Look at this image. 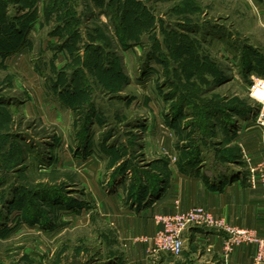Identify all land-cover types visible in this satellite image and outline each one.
Wrapping results in <instances>:
<instances>
[{
  "label": "rangeland",
  "instance_id": "rangeland-1",
  "mask_svg": "<svg viewBox=\"0 0 264 264\" xmlns=\"http://www.w3.org/2000/svg\"><path fill=\"white\" fill-rule=\"evenodd\" d=\"M65 14L62 33L43 13L27 45L0 51V264H152L144 236L149 256L128 258L107 191L142 189L156 141L184 138L188 171L191 155L226 163L241 147L224 142L248 126L264 142L250 97L264 0H99L78 23Z\"/></svg>",
  "mask_w": 264,
  "mask_h": 264
},
{
  "label": "crops",
  "instance_id": "crops-1",
  "mask_svg": "<svg viewBox=\"0 0 264 264\" xmlns=\"http://www.w3.org/2000/svg\"><path fill=\"white\" fill-rule=\"evenodd\" d=\"M23 1L7 0L5 14L14 18L24 17L29 13L36 15L33 18L35 23L30 24L26 36L35 34L43 13L49 21L54 22H51L54 24L52 29L56 32L62 29L58 27L57 19L63 11L68 10L76 15V18L84 15V0H31V7L23 4ZM48 1L51 4H59V7L46 13L41 6ZM70 5L72 7L68 9ZM253 127L241 129L242 131L234 135L233 140L224 142L228 151L236 144L241 147L240 152L230 151L229 156L232 159L225 158L226 163H223L218 160L208 162L207 158H202L199 163L190 164L189 171L179 168L181 144L186 147L184 138L156 141L157 150L149 157L155 162L152 170L154 175L147 180H138L142 189L138 186L141 190L127 196L125 189L117 191V186H111L112 189L107 191L105 199L109 202L113 200L116 204L111 205L105 213L108 220L115 225L120 239L130 245L128 258H132L131 254H134L135 259L141 260H144V255L149 256L143 251L145 243L139 238L153 235L157 228L153 221L154 214H169L176 210H187L192 206L204 207L235 227L251 228L264 233V189L259 184L258 172L254 170L255 164L264 155V142L253 133ZM242 132L247 134L246 137L240 135ZM141 147L143 152L145 144ZM197 163L198 165H195ZM228 237V233L222 229L189 227L183 233L184 247L179 256L159 257L157 254H151V262L154 264L157 260L161 264H252L253 247L240 245L226 252L224 243ZM134 238L139 241H134Z\"/></svg>",
  "mask_w": 264,
  "mask_h": 264
},
{
  "label": "built area",
  "instance_id": "built-area-1",
  "mask_svg": "<svg viewBox=\"0 0 264 264\" xmlns=\"http://www.w3.org/2000/svg\"><path fill=\"white\" fill-rule=\"evenodd\" d=\"M250 97L262 107L264 112V77L252 80ZM254 170L258 172L259 184L264 189V155L255 164ZM154 223L157 228L153 235L143 237V240L149 243L151 254L165 253L169 257L179 256L184 247V231L193 226H206L222 229L228 233L229 237L224 243L226 252L240 245L252 246L254 250L252 264H264V233L251 228L235 227L204 207L192 206L187 210H176L167 215L156 213Z\"/></svg>",
  "mask_w": 264,
  "mask_h": 264
},
{
  "label": "trees",
  "instance_id": "trees-1",
  "mask_svg": "<svg viewBox=\"0 0 264 264\" xmlns=\"http://www.w3.org/2000/svg\"><path fill=\"white\" fill-rule=\"evenodd\" d=\"M97 1H99V0H97ZM97 1L96 0H84L85 5L87 3L89 4L90 2L96 3ZM28 2H29V0H24L23 4L31 7L33 3L31 2V0H30L29 4H28ZM49 2L50 1H48L46 3L45 9H44L46 13L49 12L50 10L54 9V8L59 7V6H57L59 4H51ZM4 6H6V4ZM71 6H69L68 9H71ZM65 13H69L68 10L65 12L63 11L62 14H59L58 19H57L58 27H62L63 29H64V27H63L64 24L62 22L64 20H66L65 17H68ZM27 16L28 15L26 14L23 18L25 21L28 22V23L24 24V26H23V23L22 24L16 23V22L22 20L20 18H13V19L18 20V21L14 20L15 21L14 22V21H12L13 20L12 17L7 16L5 13H4L3 17L0 16V18H1L0 20H2V21L6 20V19L8 20V21H6V24L8 27L7 31L9 32V33H6L9 35H4L3 34L4 30H2L3 29L2 27H0V45H2V46H0V51L3 52L2 54L6 55V53H4V52L13 51L14 48L19 49L21 46L27 45L28 39H27L26 34H27L28 28L31 24L30 21L33 20L32 16L31 17L30 16L27 17ZM70 19L75 20L77 22L80 18H76V15L73 14L70 16ZM79 24H80V22H79ZM64 31H65V29H64ZM55 32H54L55 35H57L58 33L59 34L62 33V31H60V30L56 33ZM75 32H77V30ZM213 112H215L214 115L216 117H219L220 119H222V121H223L222 123H224L223 126H225L227 128L226 124H228L229 122L232 121L230 118V115H228L226 112L220 111L216 108L213 110ZM226 159H232V157L229 156ZM197 160H198L197 158L195 159V155H191L185 159V162H186L185 166H190V164L197 162ZM179 166L181 167L180 164H179ZM181 169L185 171L186 168H184L182 165Z\"/></svg>",
  "mask_w": 264,
  "mask_h": 264
}]
</instances>
